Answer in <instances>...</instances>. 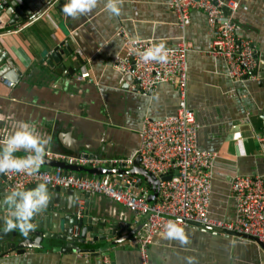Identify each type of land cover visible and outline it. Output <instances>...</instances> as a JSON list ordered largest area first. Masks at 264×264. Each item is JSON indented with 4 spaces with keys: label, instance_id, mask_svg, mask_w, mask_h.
Masks as SVG:
<instances>
[{
    "label": "crops",
    "instance_id": "1",
    "mask_svg": "<svg viewBox=\"0 0 264 264\" xmlns=\"http://www.w3.org/2000/svg\"><path fill=\"white\" fill-rule=\"evenodd\" d=\"M238 1L241 6L234 20L239 33L252 40L258 58L253 77L234 81L225 60L205 52L212 47V35L203 11H193L186 31L193 45L188 53V100L200 124L198 143L219 155L209 211L213 218L222 220L237 217L233 177L264 176V0ZM65 2L55 0L18 32L0 36L4 51L0 55V115L6 117L0 121V130L10 127L12 120L7 117H14L35 123L50 138L53 152L129 156L140 147L145 118L177 113L180 96L172 82L162 83L148 94L135 92V85L124 82L125 74L114 67L125 44L117 31L124 27L131 37L170 47L183 36L176 14L169 0H122L120 16H110L104 11V0H98L96 9L73 19L62 12ZM69 36L78 47V56L70 64L81 68L74 76L61 71L53 76L43 59L58 41ZM64 57L67 60L68 56ZM9 71L14 72L15 80L4 78ZM85 72L90 76L84 78ZM15 155L23 157L26 153ZM50 165L53 163L46 156L40 168ZM69 169L88 172L78 167ZM77 203L94 218L108 219L120 227L132 223V228L119 236L93 245L97 249L107 246L109 254H104L113 264H142L136 234L132 239H122L138 225L135 213L96 193L87 197L83 192ZM183 229L188 238L184 245L163 239V233L156 235L149 248L151 264H188V257L194 258V264H264V247L253 239L193 224ZM78 250L68 248L64 241L45 239L41 247H29L25 252L0 253V264H102V250Z\"/></svg>",
    "mask_w": 264,
    "mask_h": 264
},
{
    "label": "built area",
    "instance_id": "2",
    "mask_svg": "<svg viewBox=\"0 0 264 264\" xmlns=\"http://www.w3.org/2000/svg\"><path fill=\"white\" fill-rule=\"evenodd\" d=\"M240 6L238 0H169L183 36L175 45L166 47V63L143 61L140 53L155 42L131 37L121 27L117 35L124 38L125 44L114 60V67L138 79L135 88L146 94L155 91L162 83H174L180 96L177 113L164 118L146 117L140 130V147L129 156L101 157L89 152L68 154L50 150L47 158L88 172L57 166L54 170L39 168L34 175L14 171L0 174L8 189H26L38 183L74 188L115 200L135 213L136 222L146 216L142 230L135 235L142 264H151L149 248L156 235L166 231L165 225L169 221L178 222L181 228L189 224L207 226L220 232L254 237L264 243L263 175L233 177L231 189L237 203L235 219L222 220L210 215L213 171L219 155L199 146L200 124L188 100V53L193 45L188 41L186 31L193 11L205 13L211 30L212 47L205 52L222 57L228 75L234 81L253 77L258 64L256 49L252 40L239 33L234 20ZM1 21L0 30L4 31V19ZM17 30L0 32V36ZM82 76L89 77L90 73L85 72ZM13 85L12 82L11 87ZM138 157L141 158L140 166L160 181L154 202L150 201V183L143 175L132 172ZM95 168L112 171L103 174L89 171ZM78 233L77 227L75 235ZM101 260L102 264H113L107 255Z\"/></svg>",
    "mask_w": 264,
    "mask_h": 264
},
{
    "label": "water",
    "instance_id": "3",
    "mask_svg": "<svg viewBox=\"0 0 264 264\" xmlns=\"http://www.w3.org/2000/svg\"><path fill=\"white\" fill-rule=\"evenodd\" d=\"M55 0H0V25L2 24L1 19H4V31H11L18 29L20 26L28 23L30 20L36 18L38 15L42 14ZM1 31L0 32H4ZM78 49L75 40L69 36L64 41H58L51 51L48 52L47 56L44 57V61L48 63L49 69L47 70L49 74L53 76L59 75V71L64 74L69 73L74 76L78 73L81 67L76 66V64L71 65L73 57L78 56L76 50ZM4 51L0 49V55ZM64 55H67V60ZM7 59V55H4ZM0 60L2 58L0 57ZM8 64L11 68L18 74H20L19 69L16 65L7 59ZM83 61L79 58L78 63L81 64ZM68 70V72H66ZM9 71L8 75L4 77L6 80H15L14 72ZM14 77V78H13ZM124 82L138 85L139 80L134 78L132 74H127L124 76ZM135 92H139V88H134ZM264 113V111H263ZM263 121L264 129V115L261 117ZM93 154V153H91ZM96 155V154H93ZM50 163L53 165L47 166L48 170H54L57 166H62L64 168H70L66 163L55 161L49 159ZM141 158L138 157L135 162V168L132 170L134 173L143 175L147 181L150 183L152 194L150 196V201L154 202L158 196V188L160 186V181L156 180L155 177L147 172L140 166ZM91 172H96L99 174L111 172V169L107 168H95L90 169ZM167 178H170L168 176ZM36 186V185H35ZM28 187L29 188H34ZM49 189V195L51 197L47 208L42 210L40 213L36 214L31 223L34 224V229L30 230L27 236L22 235L18 230L7 231L4 227V220L0 219V253L9 252L12 250H17L18 252H25L29 247H41L45 239L56 240L61 242H66L68 248H73L79 250L80 252H95L97 250H102L104 252H109L106 250L108 247H101L99 249L95 248L93 245L98 241H106L109 238L112 239L120 234L124 233L127 229L132 228V223H129L126 227H120L115 222H111L108 219H100V217L94 218L90 211L78 206V201L81 199L82 191L74 188H66L61 186H50L47 185ZM11 191L8 189V184L3 176L0 177V217L6 219L8 214V208L2 206L3 200L6 194ZM86 193V192H85ZM87 197L91 193H86ZM147 217H143L137 226H135L130 235L123 237V240L132 239L138 232L143 228V225ZM79 228V233L75 235L76 228ZM209 228L207 226H202ZM213 229V228H209ZM232 233V232H230ZM236 234V233H233ZM124 236V235H122ZM248 237V236H245ZM257 242H259L263 247L264 243H261L258 239L254 237H249ZM109 239V241H110ZM22 246V247H19ZM84 246V247H83Z\"/></svg>",
    "mask_w": 264,
    "mask_h": 264
},
{
    "label": "clouds",
    "instance_id": "4",
    "mask_svg": "<svg viewBox=\"0 0 264 264\" xmlns=\"http://www.w3.org/2000/svg\"><path fill=\"white\" fill-rule=\"evenodd\" d=\"M97 6L98 0H66L62 12L67 17L75 19L92 12ZM121 6L122 0H104V11L110 16H120ZM167 52L165 44L160 42L144 49L140 55L145 62L166 63ZM5 119V116L0 115V121ZM7 119L12 120L10 127L0 130V174L14 171L18 174L34 175L50 151V138L43 135L33 122L17 120L14 117ZM21 151L26 155L23 157L15 155ZM50 199L49 189L45 183H38L29 189L13 188L6 194L2 205L8 208L7 218L0 217L4 220L5 229L9 232L18 230L27 236L35 227L31 223L32 218L47 208ZM112 211L115 212L114 209ZM165 228L163 239L176 240L181 245L188 243L185 230L178 222L169 221ZM187 261L188 264H194L192 257H188Z\"/></svg>",
    "mask_w": 264,
    "mask_h": 264
},
{
    "label": "flooded vegetation",
    "instance_id": "5",
    "mask_svg": "<svg viewBox=\"0 0 264 264\" xmlns=\"http://www.w3.org/2000/svg\"><path fill=\"white\" fill-rule=\"evenodd\" d=\"M49 159V158H48Z\"/></svg>",
    "mask_w": 264,
    "mask_h": 264
}]
</instances>
